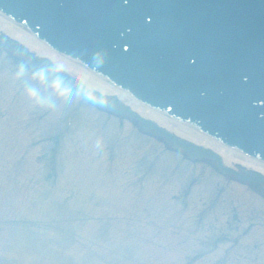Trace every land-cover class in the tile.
I'll return each mask as SVG.
<instances>
[{
  "label": "rangeland",
  "instance_id": "374dc122",
  "mask_svg": "<svg viewBox=\"0 0 264 264\" xmlns=\"http://www.w3.org/2000/svg\"><path fill=\"white\" fill-rule=\"evenodd\" d=\"M0 48V166L5 157L14 158L15 168L22 162L17 161L20 156L31 161L26 164V170L30 173L31 180L22 173L19 182L8 189L18 195L15 203H9V210L4 211L0 220H7L8 238L18 237L21 231L20 220L23 214L29 216L30 238L32 254L45 253V247H69L60 233H81L83 237H77L79 244L83 243L91 247L90 251L99 254L100 258L110 264H175L181 254V243H188L191 233L195 236L196 230L193 225L195 215L203 211L205 227L223 228L225 221H231L233 215L237 216L239 224L237 232L244 230L253 219L264 221V208L261 203L249 194V189L229 184L225 191H220L219 185L222 179L215 175L207 162L182 163L180 157L171 153H163L164 146L153 139L137 136L135 128L128 122L124 123L125 134L121 137L120 151L117 161L110 164L106 158V147L112 141L115 133L116 120L111 121L110 116H96L89 109L86 99L82 100L79 95L68 89H62L60 105L53 107L54 96L48 91L45 95L39 87L28 83L23 76L22 70L11 66L9 56L5 55ZM80 105L79 115L76 119V131L72 140L65 143L66 158L65 179L60 190L50 191L43 182L40 166L32 164V158L38 153L29 149L28 142L50 140L47 138L53 133L54 122L62 119L64 111L70 106ZM54 108H58L55 110ZM65 116V114H64ZM63 116V118H64ZM109 119V120H108ZM108 121V122H107ZM47 138V139H46ZM46 143V142H45ZM43 145V144H42ZM44 146V145H43ZM69 150V152H67ZM17 158V159H16ZM148 164L151 174L134 190L128 189L129 184L137 181L141 175V167ZM170 167L168 172L166 168ZM24 167V166H23ZM181 169L178 172L171 168ZM3 166L0 168L2 171ZM39 168V169H38ZM139 171L141 173H137ZM32 174V175H31ZM189 178V179H187ZM191 179V180H190ZM192 185L188 186V182ZM28 183V189L26 184ZM35 184V187H34ZM194 185V186H193ZM193 186V187H192ZM221 186V185H220ZM187 190L192 195L190 212L187 216L177 217L175 206L168 200V194L173 193L182 196V191ZM215 190L222 192L219 202L213 198ZM137 192L145 207L158 222H169L165 232L160 228L141 225L139 235L141 252H133V249H122L120 231L113 227L115 235L112 236L110 246L111 253L106 251L104 243L107 239L98 237L104 230L105 221L102 214V206L109 200L115 210H120L116 216L119 224L129 225L134 231V221L144 219V214L132 215L130 205L133 194ZM44 196V198H43ZM62 196L63 202L59 200ZM4 198L10 200L6 190V183L0 181V212H2ZM68 198L65 202L64 199ZM20 200V201H19ZM19 201L20 203H17ZM23 202L24 205H23ZM29 203V205H28ZM233 206L237 210L233 212ZM96 207V208H93ZM252 210L261 212L256 216ZM122 213H126L123 217ZM9 216L8 219L6 217ZM15 221V223H13ZM5 221H0L4 225ZM140 223V222H139ZM113 225L115 223L113 222ZM126 226V227H127ZM23 227H26V224ZM183 227V228H182ZM250 233L260 239L258 255L264 258V227H255ZM187 235L174 237L170 232ZM208 233L207 230H205ZM137 233V231H135ZM68 236V235H66ZM139 236V238H140ZM69 237V236H68ZM194 242V240H191ZM4 250V249H3ZM2 250V251H3ZM185 251V250H184ZM1 252V249H0ZM84 251L80 252L84 254ZM113 255L120 258L121 263L115 262ZM262 263V262H260ZM248 264V263H245Z\"/></svg>",
  "mask_w": 264,
  "mask_h": 264
},
{
  "label": "bare ground",
  "instance_id": "6f19581e",
  "mask_svg": "<svg viewBox=\"0 0 264 264\" xmlns=\"http://www.w3.org/2000/svg\"><path fill=\"white\" fill-rule=\"evenodd\" d=\"M0 32L5 33L17 41H20L25 47L34 52L37 56L47 58L51 63L60 67L70 76L78 79L87 88L95 90L102 95L111 96L116 101L120 102L123 106L127 107L130 111L136 112L143 118L153 120L160 127L175 134L176 136L187 140L195 145L212 150L217 154L224 165L232 166L233 164H240L244 167L251 168L255 172L264 175V166L258 162L249 161L241 156L239 153L232 152L219 147L216 143L210 141L209 138L204 137L197 132L189 130L185 126L166 120L163 115L154 113L141 107L135 101H133L127 93L119 91L109 84L105 80L94 76L93 74L85 71L78 63L72 62L67 58L56 55L49 52L41 43H38L31 35H28L18 28L13 27L5 20L0 18Z\"/></svg>",
  "mask_w": 264,
  "mask_h": 264
},
{
  "label": "water",
  "instance_id": "95a60500",
  "mask_svg": "<svg viewBox=\"0 0 264 264\" xmlns=\"http://www.w3.org/2000/svg\"><path fill=\"white\" fill-rule=\"evenodd\" d=\"M171 17H173V15H172ZM43 64H44V63H43Z\"/></svg>",
  "mask_w": 264,
  "mask_h": 264
}]
</instances>
